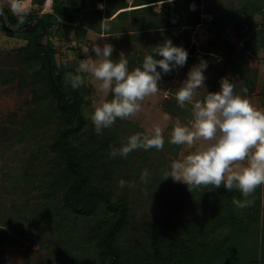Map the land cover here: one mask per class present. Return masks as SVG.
Here are the masks:
<instances>
[{"label": "trees", "instance_id": "trees-1", "mask_svg": "<svg viewBox=\"0 0 264 264\" xmlns=\"http://www.w3.org/2000/svg\"><path fill=\"white\" fill-rule=\"evenodd\" d=\"M45 1L34 0V3L42 7ZM75 1L78 2L53 0L52 13L38 16V11L34 10L23 23L7 8L0 9L9 28L3 25L1 19L0 27L8 36L30 35L28 44L19 53L25 67L24 75L32 79L33 84H42L48 97L46 101H40L33 110L31 122L25 124V132L32 133L37 129L38 135L45 140L40 148L43 170L41 181L45 184L43 194L38 198L36 208L31 206L30 197L27 202L20 204L22 215L5 220V229L9 231L0 228V248L5 242L19 241L18 229L13 224L16 219L28 217L32 222V215L42 208V216L44 219L45 216L49 217L48 225L57 232L66 220L85 223V229L80 225L69 228L70 259L67 264H264L261 185L248 197H243L237 189L229 192L223 186L217 189L212 185L193 187L195 196L190 202L187 201V205L191 206L193 214H199L196 226L183 228L179 223L164 242L165 237L159 238L158 246H154L149 239L137 242L127 237L133 221L132 202L125 194L119 195L108 189L106 183L118 172L115 166L123 163L119 156H110L113 147L119 148L124 144L121 139L123 134L117 126L107 136L94 131V125L84 113L86 97L89 95L86 82L84 86L73 90L65 80L67 74H76L77 66L66 61L58 64L53 45L43 42L44 34H48L54 21L67 30H74V38L81 43L88 30L100 32L103 19L107 18L122 25L130 21V29L107 31L110 35L168 31L167 36L174 44L195 54L197 47L191 44L188 29L202 24L203 13L210 14V10L201 8V4L195 10L190 9V4L195 0L178 2L172 17L175 26L182 31L171 36L169 22L159 19L151 21L149 18L151 7L163 0H134L132 9H128L126 0H105L104 11L96 7L91 17H87L86 13L80 14L79 7L72 9L71 3ZM240 2L241 6L233 19L213 22L214 39L203 48L206 49L204 55L220 53L227 57L225 67L230 66L235 72L244 69L250 72L254 58L264 52V0ZM162 4L164 8L172 7L166 0ZM180 9L185 10V14ZM80 17H83L82 20ZM67 23H74L76 27L72 28ZM26 25L37 27L34 29ZM19 27L23 28L15 30ZM231 35H235L236 42H232ZM157 41L155 46L165 40L160 38ZM240 41H243L242 47L236 44ZM121 57L113 49L112 59L118 61ZM143 58H139L140 64ZM128 64L132 68L135 59L128 60ZM176 71L168 77L172 78ZM246 84V88L251 86L253 89L256 82L246 80ZM219 88L217 86L215 91ZM134 134L138 133H132L129 137ZM107 168L114 171L108 172ZM29 173L28 180L31 177ZM181 187L188 188L186 184H181ZM234 199L251 203L241 209L233 204ZM166 225L160 224L162 228ZM22 235L28 234L22 232ZM37 239V244L40 242L43 247L46 246L45 241L40 239L38 242ZM48 242L51 244L52 241Z\"/></svg>", "mask_w": 264, "mask_h": 264}, {"label": "rangeland", "instance_id": "rangeland-1", "mask_svg": "<svg viewBox=\"0 0 264 264\" xmlns=\"http://www.w3.org/2000/svg\"><path fill=\"white\" fill-rule=\"evenodd\" d=\"M126 1L129 5L128 9L134 8V0ZM181 1L183 0L174 1L170 4L172 6L170 8H164L163 1H158L149 12L151 21L159 19L169 22L171 36L181 34L182 31L175 26L172 17L176 11V5ZM50 2L51 0H46L42 7L36 5L35 10L38 11V16H43L41 10H49ZM100 4L103 5V8L98 7ZM104 4L105 0H78V2L71 3V7L72 9L79 7L80 14L86 13L87 17H91L96 7L104 11ZM198 4H201V8H208L211 13H203L202 24L188 29L191 44L197 47L195 54L189 53L186 65L179 68L172 78L168 77L171 72L162 75L158 93L147 96L141 102L142 110L139 113L125 119L118 118L111 127L102 131L103 136H107L117 126V129L123 134L121 139L125 143L132 133L149 134L157 125L162 128L165 140L162 149L152 148L145 151L139 148L130 152L126 158L120 157L119 159L123 163L115 166L118 172L106 182L108 189L119 195L125 194L132 202L133 221L127 237L137 242L149 239L154 243V246H158L160 243L159 238L165 237L164 242L172 235L173 229L177 228L179 223L183 228H190L196 226L200 219L199 214H193V209L187 205V201L190 202L195 196L193 195L194 190L190 191L189 188L181 187V184L184 183L175 182L171 177L165 179L174 160L181 159L197 150L202 144L209 143L203 140L195 141L192 146L168 143L177 122L190 126L192 120L191 103L186 102L182 109L175 98V93L186 78L189 69L199 63L201 58L206 59L208 67L205 72V83L209 91H215L217 86L220 87L221 78L227 76L233 81L235 79L237 93L246 95V98L255 107L264 109V52H261L258 58H254L250 72L245 69L235 72L230 66L225 67L227 57L219 55L220 53L204 55L206 49L203 46H207L214 39V23L233 19L234 13L241 6L240 0H195L189 8L195 10ZM180 10L185 14V10ZM82 18L80 17L81 20ZM129 23L130 21H127L122 25L114 20L104 18L101 31L88 30L84 41L79 43L74 38V30H67L65 26L54 21L48 34H44L43 42L53 45L58 64L66 61L77 67L81 60L87 59L88 55L95 57L91 51L94 45L112 44L113 49L117 50L123 58L135 59V64L129 68L131 70L141 65L139 58L150 54L152 47L158 42L157 40L160 38L168 40L170 36H167L168 31H159L158 33L136 31L123 34L114 33L113 35L106 33L122 28L130 29ZM67 25L72 28L76 27L74 23H67ZM29 37V34L8 36L0 27V227H3L1 229L6 232L9 230L5 229V220L22 215L19 209L20 204L27 202L30 197L31 206L36 208L37 200L42 197L43 185H45L41 181L43 170L40 150L45 140L41 139L40 134L38 135L39 130L37 129L32 133L25 132V124L31 122V117L34 116L33 110L37 108L40 101H46L48 98L42 84H33V80L24 75L25 67L19 53L21 48L28 44ZM236 39L235 35H231L232 42H236ZM240 42L243 43V41ZM236 44L239 46L238 43ZM82 75L89 89L84 113L86 117H90L94 106L103 99L111 100L112 96L111 93L107 97L98 95L96 86L100 81L88 73H82ZM246 80L256 82L255 87L253 89L251 86L249 89L246 88ZM207 89L201 88L200 95L194 96L193 102L196 99H202L206 95ZM243 89H247V92L243 93ZM165 114L170 117L168 120L163 119ZM87 120L92 123L90 118ZM245 163L246 161L233 162L232 168L237 170ZM107 171L113 172L114 170L107 168ZM27 172H30L29 175H31L29 180ZM121 179L130 182L133 186L128 187L126 184L124 188L118 187ZM261 186L264 203V185ZM42 214L44 211L40 208L39 212L36 211L32 215L34 218L32 222L28 217L18 218L14 221L13 224L18 229L19 241L16 243L5 242L1 246L0 264H67L70 259L68 244L71 230L69 228L80 225L85 229V223L66 220L57 232L48 225L49 217L45 216L46 219H44ZM162 223L168 224L165 226L166 228L160 226ZM22 232L28 235L23 236ZM36 239L38 242L40 239L45 241L46 246L43 247L40 242L37 244ZM49 240L52 241L51 244L48 242Z\"/></svg>", "mask_w": 264, "mask_h": 264}, {"label": "clouds", "instance_id": "clouds-1", "mask_svg": "<svg viewBox=\"0 0 264 264\" xmlns=\"http://www.w3.org/2000/svg\"><path fill=\"white\" fill-rule=\"evenodd\" d=\"M166 2L172 4L174 0ZM9 5L20 23L31 14L29 0H9ZM98 7L103 8V5ZM91 51L95 57L88 55L87 59L81 60L76 74H67L65 80L71 89L76 90L85 85L81 74L88 73L100 81L96 86L98 95L107 97L111 93V100L103 99L94 106L90 117H86L90 118L97 134L111 127L118 118L125 119L139 113L141 102L158 93L162 75L185 66L189 55L186 48L168 39L152 47L142 64L130 70L127 59H112V44H96ZM207 67L208 61L201 58L189 69L176 91L180 108L183 109L186 102L191 103L192 120L190 126L177 122L168 143L188 146L197 140L209 143L174 160L165 179L171 177L175 182L184 183L190 191L193 187L212 185L217 189L223 186L229 192L237 189L243 197H248L258 186L264 185V109L255 107L246 95L237 93L233 79L227 76L221 78L219 90L209 91L205 83ZM201 88L207 89L206 95L193 102V97L200 95ZM246 92L247 89H243V93ZM169 118L167 114L163 117L164 120ZM164 143L162 128L157 125L149 134L128 137L119 148H112L110 156L126 158L139 148L145 151L162 149ZM236 161L246 163L233 170L232 164ZM126 184L133 186L121 179L118 187L124 188ZM250 203L248 200H233V204L241 209Z\"/></svg>", "mask_w": 264, "mask_h": 264}, {"label": "built area", "instance_id": "built-area-1", "mask_svg": "<svg viewBox=\"0 0 264 264\" xmlns=\"http://www.w3.org/2000/svg\"><path fill=\"white\" fill-rule=\"evenodd\" d=\"M29 2H30V5H31V9H32L31 13H33V11L35 10L36 5L34 3V0H29ZM49 5H50L49 10H44L43 9L40 12L41 13L52 12V0H51ZM3 8H7L8 10H10L9 0H0V9H3ZM242 46H243V43L240 42L239 43V47H242Z\"/></svg>", "mask_w": 264, "mask_h": 264}, {"label": "water", "instance_id": "water-1", "mask_svg": "<svg viewBox=\"0 0 264 264\" xmlns=\"http://www.w3.org/2000/svg\"><path fill=\"white\" fill-rule=\"evenodd\" d=\"M0 19H1V21H2V23H3V25L5 26V27H7V28H9L8 26H7V24H6V21H5V18H4V15H3V13L2 12H0ZM27 27H32V28H36L37 27V25H33V26H31V25H26ZM23 27H19V28H16L15 30H21Z\"/></svg>", "mask_w": 264, "mask_h": 264}, {"label": "crops", "instance_id": "crops-1", "mask_svg": "<svg viewBox=\"0 0 264 264\" xmlns=\"http://www.w3.org/2000/svg\"><path fill=\"white\" fill-rule=\"evenodd\" d=\"M262 202H263V188H262ZM263 205H264V203H263Z\"/></svg>", "mask_w": 264, "mask_h": 264}]
</instances>
